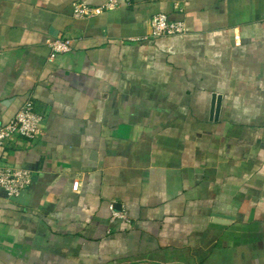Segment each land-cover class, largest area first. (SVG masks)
<instances>
[{
    "label": "crops",
    "instance_id": "0c3cea01",
    "mask_svg": "<svg viewBox=\"0 0 264 264\" xmlns=\"http://www.w3.org/2000/svg\"><path fill=\"white\" fill-rule=\"evenodd\" d=\"M0 0V264H264V0ZM166 15L187 32L153 37ZM72 41L52 58L48 41ZM79 189L74 190V183Z\"/></svg>",
    "mask_w": 264,
    "mask_h": 264
},
{
    "label": "built area",
    "instance_id": "2783aa9c",
    "mask_svg": "<svg viewBox=\"0 0 264 264\" xmlns=\"http://www.w3.org/2000/svg\"><path fill=\"white\" fill-rule=\"evenodd\" d=\"M118 7L116 0H110L100 7H90L84 3L74 4L76 19H90ZM153 37H173L187 32L184 22H171L166 15H156L151 21ZM52 58L72 50V41L60 38L48 41ZM45 115L35 110L33 103L28 102L23 109L6 126L0 128V147H7L20 138L39 140L45 135ZM32 183V174L28 170L15 167L7 159H0V189L8 199L18 198ZM79 189V182L74 183V190Z\"/></svg>",
    "mask_w": 264,
    "mask_h": 264
}]
</instances>
